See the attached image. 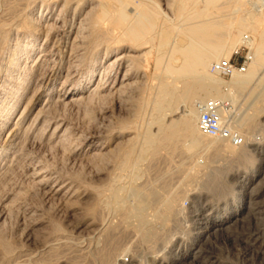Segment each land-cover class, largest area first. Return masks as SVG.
<instances>
[{
    "label": "rangeland",
    "instance_id": "rangeland-1",
    "mask_svg": "<svg viewBox=\"0 0 264 264\" xmlns=\"http://www.w3.org/2000/svg\"><path fill=\"white\" fill-rule=\"evenodd\" d=\"M101 1L106 4L103 0H46L45 4L0 0V132L8 118L19 134L12 138L14 147L0 154V264H264V155L253 151L250 158H229L210 142L211 137L191 149L190 137L183 133L161 141L140 165L124 164L128 152L140 153L147 131L157 133L160 116L163 124H169L189 114L195 101L211 97L226 103L225 109L236 116L235 128L264 137V65L241 87L229 84L233 75L211 71L223 80L218 88L224 95L206 92L204 100L202 94L179 98L161 115L152 106L160 87L169 84L179 96L196 79L176 81V75L168 74L169 46L159 62L160 37L136 40L127 30L129 23L118 16L115 2L108 3L107 18H98ZM137 1L132 0L130 9L146 4L160 13L159 24L167 29L176 22L193 25L208 18L228 24L244 15L259 29L264 27V7L257 5L261 0H253L260 11H253L248 0H190L189 8L195 10L182 18L177 0ZM42 3L45 13L52 10L57 19L50 24L48 49L54 43L60 48L47 51L43 61L34 63L31 50L39 52L47 40L44 36L30 40L33 31L26 21L41 18ZM249 35L261 40L260 34L245 30L244 37ZM16 47L29 57L18 69L8 60ZM253 50L240 44L231 50V57L248 56L249 68ZM116 57L121 59L110 81L125 73L126 86L119 88L117 83L107 90L98 80L104 66ZM6 78L13 83L28 79L21 101L7 88ZM95 85L98 90L91 91ZM79 91L83 93L79 99L60 98L63 92ZM229 94H235L234 99ZM24 105L26 119L19 121ZM40 111L41 123L34 125ZM58 124L65 127L51 135ZM8 141L1 133L0 144ZM113 188L118 191V204L111 201ZM167 199L176 202L177 211L165 221L161 217ZM139 207L156 229L151 239L126 217Z\"/></svg>",
    "mask_w": 264,
    "mask_h": 264
},
{
    "label": "bare ground",
    "instance_id": "bare-ground-1",
    "mask_svg": "<svg viewBox=\"0 0 264 264\" xmlns=\"http://www.w3.org/2000/svg\"><path fill=\"white\" fill-rule=\"evenodd\" d=\"M42 1L45 4L46 0H42ZM103 1L106 2V4L105 5L102 4V1H101V4L103 5V9L101 10L102 12L100 13V15H99V13L97 14L99 16L98 18H107L111 14V11L109 9L110 2H115L117 4V7H118V16L122 20L129 23L128 29L127 28L126 29L136 40H141V39L145 40L148 37V35H151L152 36L151 38H153L154 36L160 37V45L158 48V61L159 62L161 60L162 54L167 50L166 47L169 46V50L172 53L169 55V59L166 57L168 59V62H166V66H165L168 74L176 75L175 80L176 79H180V80L183 79L184 80V78L185 79L190 78L191 80L196 79L195 83H193V81H192V83L186 84L184 91L181 92V95H179V96L176 95L174 88H171L172 86H170L168 83H167L168 85H164L163 87H160V91L158 90L159 93L157 92L158 94H156V99L154 98L155 103H152V106H153V104H155L154 105L155 112H157L161 115L164 112H166L167 110L172 108L176 99L183 98L184 100H186V99L198 97L199 95L202 94L204 96L200 97L201 98L200 100H204L206 92L210 96L211 95L213 96V93L222 94L220 92L218 86L223 84L224 82L221 78L216 77L211 73L212 62H213V60H221L222 58L229 59L231 57V50L240 44H247L252 49H254L253 50L254 53H253V57H252L253 60H252V63L249 65V68L246 72H244V73L235 72L233 74L232 80L229 82V84L231 86L241 87V86H244L245 84L249 83L252 80V78L254 77V75L256 73H258L257 71L264 65V27L262 29H259L258 25H255V23L253 24L252 20H250L249 16H247V15L240 16V19H238L239 21L228 23V24L218 22V21L208 20L209 19L208 18L207 20H202V21L200 20L199 23L193 24V25H190L188 23H187V25H176L177 24V22H176V24H174L171 29H167L166 27H164L162 25V23L159 24L160 13L156 12L152 8H149L146 4H144L142 2H140L139 5H135L130 9V4L132 3V0H103ZM177 2H178L176 5L177 9L179 11L183 12L182 14H180V18L186 17V15H187L186 13H188L189 10H191V8L193 7L192 6L191 8H189V4L191 3L190 0H177ZM248 2L250 4H252V7L250 5L249 6L254 9L253 11H260L261 6L264 7V0H261V4H259V3L257 4V2L253 1V0H248ZM43 3L41 6L42 11L40 12L41 18L39 20L36 18H33V20H30L29 22L26 21V25H28V29L33 31V34L30 35L31 36L30 40L38 39L40 36H44V40H47L45 48L39 50V52H37L34 48L31 50V52H33L35 55L34 56V63H36L38 61H40V62L43 61L46 58V56L48 55L47 51L50 52V50H53L54 47L55 48L58 47V45H56V43H54L53 45L51 44L52 45L51 48L48 49V44H49V41L51 38V33H50V29H49V28H51L50 24H52L54 22L56 23L57 19H55V20L53 19V16H52L53 11L52 10L45 13V11H44L45 9H43ZM108 3H109V5H108ZM195 3H194V5L198 4V2H195ZM137 4H138V1H137ZM255 4H257L260 8L256 7ZM102 5H100V6L102 7ZM158 7H159V5H158ZM197 7H198V5H197ZM194 10L192 9L191 11H194ZM131 11H133V12L131 13ZM249 14H250V12H249ZM163 15H164V13H163ZM197 16L202 17L203 14L199 13V14H197ZM188 19L189 18L187 17V20ZM178 21H179V19H178ZM53 26H54V24H53ZM79 27H81V26H79ZM234 30H236L237 33ZM245 30H251L254 34H260L261 40L259 42H257L255 39L251 38L250 35H249V37H244V31ZM70 33H71V31L69 30V32L66 35L69 36ZM172 33L176 34V36L174 38L170 37L172 35ZM258 38H259V36H258ZM73 39L75 40L76 38L73 37ZM82 39H83V37H82ZM57 41H58V39H57ZM61 41H62V39H61ZM147 41L148 40H146V42ZM93 42H94V40H93ZM69 46L73 47L70 44H69ZM26 47H28V46H26ZM58 48H60V47H58ZM16 49H17V47H16ZM19 50H21V49H17L16 51L14 50V54H15L14 57L8 59L10 62L13 63V66L15 67V69H18V67H20L21 61H24V63L27 64L28 60H29V57H27V54H26V56L24 54H22V53H24V50H22V51H19ZM17 51H19V52H17ZM60 51L63 53L65 51V49L61 48ZM0 53H1V47H0ZM1 56H3V55H1ZM119 59H121V58L116 57L113 60H111L112 63H109V65L104 66L106 71L104 70L105 72L100 76V78L98 80V85L99 84L105 85L107 90H112L113 88H115L117 83H119V85H120L119 88H121V87L123 88V86H126L125 85V83H126L125 82L126 81V74L125 73L123 75L117 74V76H113V78L115 77L117 79L114 82L110 81L112 72L114 71L115 63ZM4 63H6V62H4ZM6 65H10V64L6 63ZM0 68L2 69V67H0ZM214 74H217V73H214ZM6 79H8V81L6 83L7 88L17 95V102L21 101V99L23 98L22 96H23L24 92H26L28 79H26L24 82L14 81V83H13L12 79H9V78H6ZM204 80H206L207 83H204V82H206ZM176 81H178V80H176ZM98 85L97 86L95 85L94 88L92 87L93 89H91V91L98 90L97 89ZM173 86H175V85H173ZM227 87H229V85ZM117 90H118V88H117ZM82 94L83 93L80 91L76 92V93H74V92H69V93L63 92L61 94L60 98H61V100L67 102V101H71L75 98L77 99L78 97L82 96ZM222 95H224V94H222ZM229 96L232 99H234L235 94H231V95L229 94ZM211 98H212L211 100H219V99H215L217 97H211ZM208 101H210V100H208ZM200 102L202 103V102H206V101H198V100L195 101L193 106L189 110V114H185L184 116H181L177 120H172L169 124H166V125L161 122L163 117L159 115L160 116V118H159L160 124H159L157 133H155L153 131H147L144 134V136H142L143 137V140H142L143 145H142V148L140 150V153L137 156H133V154H132L133 151L128 152L127 156L125 158L124 164L127 165L128 163L133 162L135 165H138L144 159L145 155L148 152L152 151L154 148H156L161 143V141H165V140L166 141H172L174 139V137L179 136L183 133H185V135L188 134V136L190 137L189 141L191 142V149H195V148L199 147L204 141H208L210 139V137L205 135L198 127V119H199L198 103H200ZM18 104L19 103H16V106ZM263 105H264V103H263ZM263 105L261 107H263ZM253 107H254V105H253ZM18 108H17V110H18ZM26 109H27V105L19 113V115H18L19 121H23L24 119H26ZM260 111L262 112V109ZM178 112L181 114L184 112V110L179 109ZM169 113H170V111H169ZM220 113H221L222 118L224 120L231 121V126H232V128L235 129V126L233 125L232 121H233V119H235L236 116L232 115L231 112L227 111L225 108L220 109ZM40 115H41V111L37 115L38 117H36L37 120L36 121L34 120V122H35L34 125H39L41 123L39 121ZM155 115H156V113H154V117H156ZM196 121H197V126H196L197 128L194 127V123ZM237 121H240V120H237ZM10 123H11L10 120L7 118L4 120L3 125H2L3 131L0 132V134L4 133L6 140L10 139L11 141H8L9 144H0V154L6 155V152L9 151V148L14 147L13 146L14 142H13L12 138L15 135H17L18 133L15 134L14 128H11ZM237 125H238V127L242 126V122L241 121L238 122ZM19 126H21V125H19ZM48 127H50V126H48ZM63 127H65L64 124H58V126L52 130L53 134H51V132H50V134L54 135V132L62 131ZM236 129L238 130V128H236ZM239 132L244 137V144L241 146H236L233 143H231L230 141H226V140H222V139H218V138H212V137H211L210 142L214 143V144H218L217 150L222 152V153L227 154L228 156L227 155L226 156L229 158L230 157H236V158H241V159L250 158V155L253 151H257L260 157H261V155H264V137H262L260 135L256 136L253 134L252 135H245L243 132H241V131H239ZM18 137H19V134H18ZM256 142L257 143L259 142V144L257 147H254L253 143H256ZM260 181H261V179H260ZM112 187L113 186H111V188ZM50 188H49V190H50ZM131 188H133V187H131ZM60 189L61 188H58L56 190L54 189V192L55 193L59 192ZM113 189H114V191L112 190L113 193L111 195L112 196L111 201L113 202V204H118L117 203L118 199H119L118 191H117V188H113ZM129 190H130V188H129ZM120 192H121V190H120ZM171 196H172V194H171ZM176 198H177V196H176ZM137 199H138V197L136 198V201H137ZM111 208H112V205H111ZM144 210H146V209H144ZM176 211H177L176 202L173 199H167L164 202V214H162L161 218L166 221L167 219L171 218V216L174 215L176 213ZM145 215H144L142 208L139 207L136 209L135 212L133 211V212L128 213L126 217L129 220V222H132L137 228H139V230L142 231L145 238L151 239V238H153L156 229L154 228V226L151 223H149L146 220ZM160 223H162V221ZM112 235H114V234H112Z\"/></svg>",
    "mask_w": 264,
    "mask_h": 264
},
{
    "label": "built area",
    "instance_id": "built-area-1",
    "mask_svg": "<svg viewBox=\"0 0 264 264\" xmlns=\"http://www.w3.org/2000/svg\"><path fill=\"white\" fill-rule=\"evenodd\" d=\"M249 60L248 56L239 60L237 55L229 59L223 58L212 64L211 71L224 77H230L235 72L244 73L248 70ZM226 106V103L220 100L198 103V127L209 137L230 141L236 146H241L244 144V137L236 128H232L231 121L224 120L220 113V109Z\"/></svg>",
    "mask_w": 264,
    "mask_h": 264
}]
</instances>
